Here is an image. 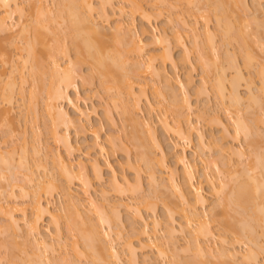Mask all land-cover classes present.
I'll use <instances>...</instances> for the list:
<instances>
[{"label": "bare ground", "instance_id": "6f19581e", "mask_svg": "<svg viewBox=\"0 0 264 264\" xmlns=\"http://www.w3.org/2000/svg\"><path fill=\"white\" fill-rule=\"evenodd\" d=\"M119 1L0 0V213L4 217V221L1 220L3 223L0 221V233L2 234L1 238L3 235L5 237L4 245L1 244L2 238L0 246L7 249L8 245L12 243L14 247L21 245L18 249L13 247L15 258L10 254L11 250L13 252V248H11L13 245L10 246L11 250L9 248L10 251H8L9 253L7 252L8 258L11 255L10 258L12 257L17 261L14 260V262L11 258V262H7L9 264H80L81 256H84V258L86 256V258L90 257L92 259V264H122L121 251L119 252L117 246L119 240L122 239V232L119 227L122 210L120 208H125L126 210L133 209L138 219L142 221L140 228L137 226L135 228L132 225L133 235L130 238L135 237L136 239L129 240V238L124 243L127 247L124 248H126V253H128V261L129 263L132 262L130 264L138 263L136 262V257L139 249L144 250L147 247H152V245L160 258L161 256L168 257V255L172 257L169 260L173 259V262L171 261L170 263L169 261L168 264H181L184 261L183 264H262L264 262H262L263 258L259 261L255 249L264 250L262 248L264 245H259L258 230H256V226L258 227L259 225L262 228L260 231L264 234V151L261 150L264 146L260 145L263 148L257 146L259 141L257 142L256 138L259 140H262V138H259L258 129L255 130L254 126L252 125V127L247 122L245 115H248V110L252 112L250 110L253 107L252 104H262L264 106V60L260 61V59L258 61L259 66H256L259 67V70L257 69L259 76H257L260 78L261 86L258 87V90L261 95L255 94L251 88V85L254 84L253 78H250L253 77V72H251L252 76L249 77L251 80L248 78L250 81H248L249 84L247 83L250 95H248L247 99L249 98L250 106L245 105L246 107L242 108L241 106L244 107L242 104H244L246 97L244 96L245 99L243 98L242 93L239 91L240 86H237L238 80L241 77L243 80L245 77L241 68L242 65H239V62V64H233L234 59L231 58V63L233 64L231 67H234L235 75H232L233 80L231 79V83H228L230 84L229 87L226 86L227 69H225L224 65H221L223 62L220 63L219 45L218 42H215L214 30L209 25L212 9L210 12L205 11V13H210L211 16L202 15V17L200 15L206 21L203 27H198L196 19L194 20L196 22L182 20L180 25L182 28L178 29L177 27L178 30L172 33L174 36L169 33L167 35V30H162L164 33L157 32L149 35L147 26H153L154 16L161 15L162 8L166 5L171 9L177 8V3L181 0H152L150 7L145 6L141 0ZM186 1H189V3L186 2L187 6L188 4L193 6V0ZM198 2H196L197 5L194 4L193 9L197 6L202 11L207 10L211 5L212 7L214 6L212 11L214 12V21H216L219 29L220 27L223 29L225 34L224 36L222 33L223 37H227L230 42L239 39L241 31L237 32L234 30V21L230 19L231 15L229 17V14H232L234 18L236 17L238 21L241 20L240 22L245 23L246 16L251 17L250 15L253 14V12L251 14L252 10H257L260 14L264 10L260 0L253 1L255 4L257 3L256 5L252 4L257 9H255L256 7L251 8L252 2L250 3L249 0H216V2L215 0H204L201 4L199 2L201 6ZM55 7L56 9H53ZM160 7L162 8L160 9ZM261 8L262 11H260ZM256 12L252 16L258 14ZM113 16H117L115 24L113 23L114 25L112 24L109 29H111V34L115 39L128 38L126 55L121 54L122 52L125 53L123 50L121 51L118 48L111 49L107 45L93 41L90 38L91 36H89L90 34L99 35L105 29L99 24L98 17L103 18L107 22L106 24H109ZM262 17L264 18L263 13ZM137 18L142 20L143 25L141 29L134 31L132 26L135 25V19ZM253 18L250 19L255 21L256 18ZM248 21L250 22V20ZM259 22L261 23L257 26L255 32L257 38L256 40L254 39V42L256 45H260L261 48L258 47L264 51V19L259 20ZM243 26L245 25L243 24ZM218 27L216 28L218 29ZM236 27L238 26L236 25ZM245 27L247 28V26ZM254 28L256 29V25ZM68 29L71 31L72 37L74 36L75 39L80 40L76 44L74 54L65 43L66 38L70 36L67 35L69 34ZM182 30L190 32L193 44L191 45L196 48L198 55L196 61L199 60L201 62L203 70L207 73L206 70L212 69L211 67L214 66L216 69L214 71H217L215 84H211L215 91L217 90L219 99L221 98L219 100L221 102L220 109L211 112L213 114H211L212 118L208 116L210 118L208 121L218 123L222 128V136L217 143L206 140L201 128L191 119L193 104L189 100L188 94L189 88L194 82L191 77V70L195 68V64L192 61L193 59H191L193 57L190 56L192 50L188 46L189 43H186ZM242 31L243 35H245L246 33L244 32L246 31ZM246 36L248 37V35ZM127 38H125V41H127ZM227 38L225 39L226 41ZM240 39L243 40V36ZM175 45L180 46L182 49L180 57L174 55ZM147 48L155 49L154 53L147 54ZM244 48L247 49L245 46ZM247 51L250 52L249 50ZM212 52L214 54L211 55ZM130 55H133L134 58L132 56V59ZM213 55L216 58L215 56L212 57ZM227 55L230 58L229 54ZM261 55L264 56V54ZM244 57L243 64L251 71V67H254L252 65L254 59L252 60L251 55L248 54ZM226 61L228 62V60ZM84 66L87 67L89 72L81 74V72L86 71ZM179 67L190 71L185 73L183 77L173 75L172 73L178 70ZM95 75L101 77V85L108 94V100L104 104L103 120L97 124H92L91 115L94 109L84 108L77 104L72 96V91L79 93L81 79V84L84 85L93 81ZM79 76L80 80H78ZM144 77L153 82L151 88L157 98L165 99L168 95L170 101L166 102H170L171 107L165 108V111L157 107V104L161 103L160 101L155 103L150 98L148 94L150 82L144 80ZM29 80H32L33 84L31 86L35 87V89L43 88L42 90H44L45 88L46 97L43 111H45L47 120L44 124L49 129L51 137L64 148L65 153L71 155L78 147V144H74L70 139L71 130L79 133H87L89 131L93 135L92 144L88 147L91 150L88 153V159H78L77 163H75L76 160L68 159L58 149L53 152L48 144L42 141L40 126L35 127L37 125L36 121L40 117V109L37 108V102L33 101L37 93L32 91L29 100L24 99L27 91L26 84ZM201 80L202 84L195 87L196 91L194 89L195 94L200 96L204 93L208 94L209 91L207 90L208 86L206 87L209 79L207 80L205 76ZM41 84L42 88L40 87ZM176 86L183 91V98H179L180 96L175 90V88H178ZM208 89L210 88L208 87ZM227 89L228 91H226ZM18 94H20L19 98H17ZM227 98L230 102L227 101ZM19 100H23L24 103L18 104L21 111L15 112V107H17L15 104ZM63 102L70 104L74 109V113H70L63 106ZM227 102L230 105H227ZM262 106L260 108L264 109ZM156 109L159 110V124L163 131L174 135L175 141L172 142V150L175 153V160L173 165L167 161L168 154L164 148V142L159 136L156 123L153 120L152 113ZM113 110L119 111L123 115L124 121L128 122L130 129L126 132L129 139V141L127 139V142H131L137 151L136 156L138 155V159L136 160L139 164L135 162L136 160L134 161L136 164H133L134 162L131 163L133 160L130 162L129 159L127 162L128 167L134 169L137 175L136 181L134 180L135 183L127 178L126 175L119 176L108 159L104 162L101 161V157L107 154L108 149L113 150L116 145L117 148L118 145L119 147L121 145L125 152H129V147L126 146L127 143L125 145H122L121 142L117 144V137L113 133L106 135L105 141L100 140L103 124L108 126L115 125L116 120ZM221 110L224 112L223 115H226V121L233 123L232 132L225 122L226 118H221L223 116L219 114ZM145 111H148V114L144 116ZM168 111H171L175 119H169ZM244 113L246 114L244 115ZM262 113L264 112L262 111ZM262 113L260 112V115ZM204 114L206 116L205 112H201L198 116L199 119H202ZM257 117L255 116L259 120V115ZM261 120L258 123H264V117ZM33 123L36 124L35 126L31 125L33 129L30 134L28 125ZM194 133L197 135L199 142V158L202 163L209 162L210 156H207V149L212 145H217V155H214V158L211 159V163L213 162L212 164L214 165L212 166L216 167L215 170L218 171L217 176L216 174L206 175V181L209 183L211 191H213L214 196L215 194L218 195L216 196L218 197L217 199L215 197L217 201L214 199L215 203H209L208 197L203 193L202 186L194 183L193 170L187 160L185 148L180 144V142L190 140L191 135ZM5 137L9 139L13 137V139L9 142V140H6L8 138L5 139ZM229 137L232 138V141H240L241 145V140L244 138L243 140L246 141L249 149L251 148L250 155L243 150V145L235 146V144H230L227 141ZM19 140L20 144L18 147L17 142ZM262 141H264V138ZM50 162L59 171V176L65 180L62 178L59 180L58 177H55L56 175H51L48 169ZM140 162L144 164V167H142ZM34 167L43 170L44 175H35ZM105 167L111 173V190L118 192L119 195L129 192L133 195L137 194V196L143 192L140 174L142 168H145L144 172H146L149 186L152 189V191L151 189L149 191L152 193L148 192L149 195L147 197L144 193L140 198L141 200L136 202V205L143 203L140 206L142 208V206L145 207L146 203V207L148 209L151 208L149 211L153 210L154 212L158 201L162 199L160 201H163L162 208L166 218L164 228H160L161 220L152 211V214L148 215L152 218L153 228H150L148 218L142 212V209L133 204L134 202L121 200L114 204L109 201L97 204L91 194V189L94 185V180L99 182L104 180L103 172ZM219 174H221V178L224 174L230 179L228 177V180L221 179L218 176ZM242 175L244 176L243 179ZM226 176L223 177L226 178ZM238 177L242 180L237 181V179L239 180ZM61 179L67 184L63 185L64 182ZM233 180L237 182H233ZM73 182H77L85 193L86 197H84V200L88 203L89 208L91 207L90 209H92V211L89 210L88 214L92 215L91 212L94 211L97 221L89 218L91 215H85V210L82 213L83 204L81 202L83 200L71 192V187L68 186ZM57 188L61 189L59 193L64 196L65 205L55 211L52 208L51 199L54 196L53 191L58 190ZM220 193L224 195L221 196ZM105 194L106 190L103 191V195ZM143 197L145 199H142ZM172 197H176V200ZM153 199L157 200V204ZM147 208H145L146 211H148ZM63 211L67 215H65L67 218L64 217L67 220V226L70 227L68 229L75 230L77 237L79 236L83 242V248H81L75 235V240L71 243L75 256L71 260L66 256L68 254L65 255L60 251V248H64L66 244L65 236H63L61 230L63 217L61 214H63ZM214 211H222L220 213L225 216H222L221 225H224L222 227L224 232L232 234V242L226 239V234L225 236L224 234L220 235L222 237L215 234L210 226L211 220L209 219L211 217L209 214L211 215ZM223 220L225 224L222 223ZM180 232H186L190 237L189 239H191L187 240L189 243L186 241L188 243L186 244L188 246L192 244L195 254L193 255V258L195 257L193 261L190 258L187 259L188 257L185 258L187 261L182 260L183 258L180 260L178 256L180 247L177 248L176 240L173 237ZM259 234L261 235V233ZM217 236L221 238L219 239L221 240V245H219L220 247L215 246V248L211 246L209 241L212 239L214 241ZM246 237L249 242L244 240L245 249L239 248L236 244L242 243V240L246 239ZM18 238H21V240ZM8 239L10 241H8L9 243L6 246ZM188 246L185 248L191 252V246L189 248ZM181 249L183 250V248ZM17 251L19 253L21 251L20 255L15 254ZM171 251L173 256L168 254V252L172 253ZM4 253L6 254V251ZM22 253H25V256ZM1 255L3 254H0V257ZM175 256H178L179 259L177 257L173 258ZM2 257V259L7 258L5 256Z\"/></svg>", "mask_w": 264, "mask_h": 264}, {"label": "rangeland", "instance_id": "374dc122", "mask_svg": "<svg viewBox=\"0 0 264 264\" xmlns=\"http://www.w3.org/2000/svg\"><path fill=\"white\" fill-rule=\"evenodd\" d=\"M21 1H26V0H21ZM117 2L119 1V0H116ZM199 1V0H198ZM197 0H193V6H194V4H196L197 5V3L196 2H198ZM219 1V0H218ZM250 1V3H251V5L253 4H255L253 1L254 0H249ZM259 1V0H258ZM120 2V1H119ZM141 2L145 5V6H147V7H150L151 5H152V0H141ZM174 2V1H173ZM186 2H188L189 3V1H186V0H181L180 2H178L177 3V8H168V6L166 5V6H164V7H167V8H164L163 6V8L162 7H160V9L162 8V10L163 11H161L162 13H161V15H159V16H154V18H153V26H150V25H148L147 26V29H148V34L149 35H153L154 33H157V32H160V33H164V32H162V30H167V35H173L172 33H174L175 32V30H178V29H181L182 27L180 26L181 25V23H182V20H187L188 22H198V24L197 25H199L198 27H203L204 25H205V18H202L204 15H206V16H211L212 15V17L210 18V22H209V25H210V27H212L211 29H213L214 30V33H215V35H214V40H215V42L217 43L218 42V45H219V54H220V56H221V61H220V63H222L221 65H224V67H225V69H227V71H226V81H225V83H226V86H228L229 87V85L230 84H228L229 82L231 83V81L233 80L232 79V75H235V71H234V67L232 68L231 67V65L233 66V64L235 63H238L239 65H242L241 66V68H242V70H243V73H244V75H245V77H244V75H243V80H242V77L238 80V82H237V86H240L239 87V91L242 93L241 95H243V98L245 99V97H246V99H247V97H249L250 95H249V91H248V87H247V85L249 84L248 83V81H250L252 78H253V80H254V84L253 85H251V88H252V90H253V92H255V94H257L258 93V95L261 93L259 90H258V87H260L261 85H260V78L258 77L259 76V74H258V70H259V67H256L257 65H258V61L260 60V61H263L264 60V56L263 55H261V54H264V53H262V52H264V51H262L260 48V45H256L255 44V40H256V34H255V32H256V30H257V26L259 25V23H261V22H259V20H263L264 18L262 17V13L264 14V10H263V12L260 14L259 13V11H255V10H252L251 11V14H252V12H253V14L252 15H254V13L256 12V13H258V14H256V15H258V16H252V15H250L251 17H248V16H246V22L245 23H243V22H240V21H238L237 19H236V17L234 18V16H232V14H229V17H230V15H231V17H230V19L231 20H233L234 21V30L235 31H237V32H240L241 31V33H240V35L241 36H243V40L242 39H240V37H239V39H236V40H238L237 42H236V40L234 41H232V42H230L229 40H228V38L227 37H223V34H224V31H223V29H221V27H220V29H219V27L217 26V24H216V21H214V19H215V17L213 16L214 14V12H212L213 11V7H212V5L207 9V10H202L201 11V9H198V7L197 6H195L196 8H192L193 6H192V4H190L191 5V7H190V5L188 4V6H187V4H186ZM200 2V4L202 3V2H204V0H200L199 1ZM199 2H198V4H199ZM215 2H216V0H215ZM264 0H260V3H262L261 4V6H262V8L264 9ZM199 4V5H200ZM257 4V3H256ZM255 4V5H256ZM51 5V4H50ZM252 5V9L253 8H255L256 6H253ZM51 6H54V5H51ZM56 6V5H55ZM201 6V5H200ZM199 6V7H200ZM258 6V5H257ZM190 7V8H189ZM259 7V6H258ZM201 8V7H200ZM262 8L260 9V11H262ZM53 9H56V7L55 8H53ZM187 9V10H186ZM189 9V10H188ZM210 9V10H209ZM211 9H212V11H211ZM255 9H257V7L255 8ZM183 10V11H182ZM197 10H199V12H197ZM203 11H204V13H203ZM205 11H211L210 13H211V15H210V13H208V12H206L205 13ZM255 11V12H254ZM209 15H208V14ZM202 17H201V16ZM261 15V16H260ZM117 16H113V17H111V21L109 22V24H106L107 22L102 18H100V17H98V22H99V24L101 25V27L103 26V27H105V29L103 30V28H102V33H100L99 35H92V34H90L89 36H91L90 38L91 39H93V41H95V42H97V43H102V44H104V45H107V46H109L111 49H114V48H118V49H121V51L123 50L125 53H121V51H119V53H121L122 55L123 54H127V51H128V38L127 37H125V38H127L126 40L127 41H125V38H123L124 39V41H123V39H121L120 38V40L119 39H115V38H113V36H112V34H111V29H109V27L111 28V26H112V24L114 23L115 24V18H116ZM253 17H255L256 19H255V21L253 20L254 18ZM262 17V18H261ZM172 19V20H170V19ZM234 18V19H233ZM247 18H248V20H250V22L247 20ZM250 18H253L252 20L250 19ZM196 19V21H194ZM212 19V20H211ZM169 20V21H168ZM258 20V21H257ZM170 21H172L171 23H170ZM241 24H240V23ZM255 24H254V23ZM233 23V22H232ZM113 24V25H114ZM243 24L245 25V26H247V28L245 27V26H243ZM252 26H251V25ZM142 25H143V23H142V20L140 19V18H137V19H135V25H133L132 26V29L135 31V30H139V29H141L142 28ZM236 25L238 26V27H236ZM250 25V26H249ZM255 25H256V29L254 28L255 27ZM154 26H155V28H154ZM240 26H242L243 27V29H242V27L240 28ZM177 27H178V29H177ZM181 27V28H180ZM216 27H218V29L216 28ZM249 27V28H248ZM251 27V28H250ZM174 28H176V29H174ZM236 28H237V30H236ZM241 29V30H240ZM253 29H254V31H253ZM71 30V29H70ZM132 30V31H133ZM202 30V29H201ZM223 31V32H219V31ZM242 30H244V31H246V32H244V33H246L245 35H243V31ZM216 31V32H215ZM249 31V32H248ZM68 32H69V34H67V35H70V36H68L67 37V35H66V40H65V43H66V45H67V47H69L70 48V50L72 51V53L74 54V49H75V47H76V44L80 41L79 39H75L74 38V36L72 37L71 36V31H69V29H68ZM91 32V31H90ZM104 32V33H103ZM202 32H203V30H202ZM252 32V33H251ZM91 33H93V32H91ZM169 33V34H168ZM182 33H183V36H184V38H185V41H186V43L188 44L189 43V47H190V49L192 50L191 51V54H190V56L191 57H193V58H191V59H193L192 61L194 62V64H195V68H193L192 70H191V77L193 78V84H191V86H190V88H189V94H188V98H189V100L192 102V104H193V112H192V114H191V119L193 120V122L195 123V124H198L197 126H199V128H201V130L203 131V133L205 134V136H206V140H211V141H214V142H218L220 139H221V136H222V128H221V126L218 124V123H214V122H210V120L208 121V119H210L208 116H212L213 114L211 113V112H213L214 110L216 111V109H220L219 108V106H220V103L221 102H219V100H221V98L219 99V95H218V93H217V90L215 91V89L212 87L213 85V83L215 84V78H216V76H215V74L217 73V71H214V70H216L215 68H214V66H212L211 68L212 69H210L209 68V70H206L207 71V73L203 70V66H202V64H201V62L199 61V60H197L196 61V59H198V55H197V51L195 50L196 48L193 46L192 47V39H191V37H190V32L189 31H184V30H182ZM223 33V34H222ZM237 34H239V33H237ZM253 34V35H252ZM222 35V36H221ZM246 35H248V37L246 36ZM254 35H255V38H254ZM92 36H93V38H92ZM174 36V35H173ZM173 36H170V37H173ZM224 36H225V34H224ZM239 36V35H238ZM223 37V38H222ZM183 38V39H184ZM227 38V41L225 40ZM244 39H245V42H244ZM255 39V40H254ZM116 40V41H115ZM223 40V41H222ZM225 40V41H224ZM74 41V42H73ZM120 41V42H119ZM240 41V42H239ZM242 41V42H241ZM247 41V42H246ZM73 42V43H72ZM122 42V43H121ZM226 42V43H225ZM257 42H258V39H257ZM256 42V43H257ZM227 43H228V45H227ZM230 43V44H229ZM245 43H247V44H245ZM192 44V45H191ZM223 44V45H222ZM241 44V45H240ZM258 44H259V42H258ZM221 46V47H220ZM247 47V49H243V47ZM260 48H259V47ZM125 47H126V49H125ZM192 48H194V49H192ZM228 48V49H227ZM125 49V50H124ZM226 49H227V52H228V50H229V52L227 53L226 52ZM243 49V50H242ZM117 50V49H116ZM127 50V51H126ZM247 50H249L250 52H251V54H250V52H248ZM118 51V50H117ZM148 51V52H147ZM147 51H146V53L148 54V53H151V54H153L154 53V51H155V49H153V48H147ZM243 51V52H242ZM246 52V54H245V52ZM214 52V51H213ZM211 53V55L212 54H214V53ZM182 54V49H181V47L180 46H174V55L176 56V57H180V55ZM227 54H229V56H230V58L229 57H227L228 55ZM247 54L248 55H251V58H252V65H254V67L252 68L251 67V71H249V69H247L245 66H244V56L246 55L247 56ZM261 56H260V55ZM224 55V56H223ZM226 55V56H225ZM234 55V56H233ZM236 55V56H235ZM131 56V58H132V56L133 55H130ZM215 55H213L212 57H214ZM228 59H227V58ZM255 57V58H254ZM133 58H134V56H133ZM132 58V59H133ZM215 58H216V56H215ZM223 58H224V60H223ZM231 58H233L234 59V61H235V58H237L236 59V61L234 62H232L231 61ZM136 59V58H135ZM229 59H230V61H229ZM223 60V61H222ZM226 60H228V62H230V64H228L227 65V61ZM133 61V60H132ZM233 64H232V63ZM257 62V63H256ZM264 62V61H263ZM227 66H226V65ZM220 65V66H221ZM230 65V66H229ZM259 66V65H258ZM214 68V69H213ZM86 69V71L85 72H81V74H83V73H88L89 71H87V67H85L84 66V70ZM258 69V70H257ZM190 70H188V69H186V68H183V67H179L178 68V70H176L175 72H173L172 74L173 75H180L181 77H183L184 75H185V73H187V72H189ZM248 71V72H247ZM251 72H253L252 74H253V77H250V76H252L251 75ZM257 73V74H256ZM249 75V76H248ZM258 75V76H257ZM206 76V78H207V80H208V84H206V87L208 86L210 89H208V87H207V90H209L208 91V94L207 93H204L203 95H198V94H195V91H196V89H195V87L197 86L198 87V85L199 84H202L201 83V79H202V77H205ZM215 76V77H214ZM229 76V77H228ZM235 77V76H234ZM251 79H250V78ZM80 78V76L78 77V80H80L79 79ZM213 78H214V80H213ZM246 78H247V80H246ZM248 78L250 79V80H248ZM229 79V80H228ZM232 79V80H231ZM144 80H148V82H150V80L148 79V78H146V77H144ZM213 80V81H212ZM81 81H82V79H81ZM80 81V88H79V93H75V92H73L72 91V96H73V98H74V100H75V102L77 103V104H79L80 106H82V107H84V108H93L94 109V112L92 113V115H91V123L92 124H97L99 121H102L103 120V118H102V116H103V109H104V104H105V102H107V100H108V94H107V92L104 90V88H103V86L101 85V77L100 76H98V75H95V77H94V79H93V81H91L90 83H86V84H84V85H82L81 82ZM241 81V82H240ZM47 82V81H46ZM240 82V83H239ZM212 83V84H211ZM248 83V84H247ZM33 84V82H32V80H29L28 82H27V84H26V88H27V91H26V93H25V97H24V99H27V100H29V98H30V96L32 95V91L34 92L35 91V93H37L36 94V98H35V100H33L34 102L36 101L37 102V108H39L40 109V117L38 118L39 120H37L36 121V123H37V125L35 126V124L33 123V124H29L28 126H29V129H28V131H29V133L30 132H32V129H33V126H31V125H34L35 127H38V126H40V129H41V137H42V141H44L45 143H47L48 144V146L50 147V150H53V152H54V150H56V149H58V150H60L68 159H74V160H76V162L75 163H77V160L78 159H84V160H86V159H88L89 158V156H88V153L91 151L88 147L92 144V141H93V135L88 131L87 133H79V132H76V131H74V130H71L70 131V139L72 140V142L74 143V144H78V147L74 150V152H73V154H67V153H65V150H64V148L60 145V144H58V142H56L52 137H51V133L49 132V129L47 128V126L44 124L45 123V121L47 120V117H46V115H45V111H43L44 110V101H45V97H46V91H45V88H44V90H42L43 88H42V84H41V88L42 89H38V88H36L35 89V87H33V86H31ZM153 84V82L151 81L150 82V84L148 85L149 87H148V94L150 95V98L152 99V101H154L155 103H159V101H160V103L161 104H157V107L158 108H161V110H163V111H165L166 109L165 108H169V106H170V102H166V101H170L169 100V98H168V95H167V98L165 97V99L164 98H157L154 94H153V90H152V88H151V85ZM39 86V85H38ZM200 86V85H199ZM211 86V87H210ZM176 87H178V86H176ZM253 87H255V88H253ZM257 87V88H256ZM180 87H178V88H175V90H176V92H177V94H179L178 96H180L179 98H183V95H184V93H182L183 91L182 90H180L179 89ZM194 89H195V91H194ZM213 89V90H212ZM229 89V88H228ZM228 89L226 90V91H228ZM255 89H257V90H255ZM179 92V93H178ZM207 94V95H206ZM228 94V93H227ZM198 95V96H197ZM249 95V96H248ZM261 95V94H260ZM200 96V97H199ZM245 96V97H244ZM20 97V94H18L17 95V98H19ZM185 97V96H184ZM228 99V98H227ZM244 100V104H242V105H244V107L243 106H241L242 108H245L246 106H248L249 105V98L247 99V100ZM163 100H165V101H163ZM162 101V102H161ZM227 101H229V99L227 100ZM230 102V101H229ZM229 102H227V105H230V103ZM21 103H24V101L23 100H19L16 104H15V106H17V107H15V109L16 110H14L15 112H20L21 111V108H19L18 107V104H21ZM163 103V104H162ZM246 105V106H245ZM253 105V107L255 108L256 106H257V108H255V109H257V110H255L253 107L250 109V110H252V112L251 111H249L248 110V115L246 114V113H244V115H245V118H246V120H248L247 122L248 123H250V125L252 126H254V129L255 130H257V132H259V138L261 137L262 138V140H263V138H264V123H262V122H259L258 123V121L259 120H261V119H263V117H264V113H262V111L264 112V109H262V108H260L261 106H262V104L260 105H254V104H252ZM251 105V106H252ZM63 106L70 112V113H74V109L72 108V106L70 105V104H68L67 102L65 103V102H63ZM250 106V105H249ZM259 106V107H258ZM171 107V106H170ZM263 108H264V106H262ZM18 108V109H17ZM157 108V109H158ZM259 108V109H258ZM154 110L153 111V113H152V115H153V120L155 121V123H156V126H157V131H158V134H159V136L162 138V140H163V142H164V148H165V150H166V152H167V154H168V156H167V161L171 164L172 163V165L174 164V160H175V158H174V150H172V142L173 141H175L174 140V135H171V134H168V133H165L164 131H163V129L161 128V126H160V124H159V119H160V116H159V110ZM165 109V110H164ZM253 109H254V111H253ZM261 109V110H260ZM20 110V111H19ZM244 111H246V109H244ZM243 111V112H244ZM256 111V113H254ZM201 112H205L206 113V116H205V114L203 115V117H202V119L200 120L199 119V114H201ZM249 112H251L250 114H249ZM258 112V113H257ZM260 112L262 113L261 115H260ZM223 113L224 112H222V110L221 111H219V114H221V115H223ZM254 113V114H253ZM113 114H114V118H115V120H116V122H115V125L114 126H108L107 124H103V128H102V130H101V137H100V140H102V141H105L106 140V135H108V134H114L116 137H117V144H119V142H121L122 143V145L124 144H126L127 143V147H129L128 149V153L127 152H125L123 149H122V147H121V145H120V147H119V145H118V148H117V145H116V147L114 146V148H116L115 150H114V148H113V150L112 149H108V151H107V154H105V156H102L101 157V161L102 162H104L106 159H108L110 162H111V164L113 165V167H114V169L116 170V172H117V174L119 175V176H122V175H126L127 176V178H129L131 181H133L134 182V180L136 181V174H135V171H134V169H132V168H129L128 167V165H127V162H128V159L130 160V162H131V160H133L131 163H133L136 159H138V155L136 156V154H137V151H136V149H135V147H134V145L131 143V142H127V134H126V132L128 131V129H130L129 128V126H128V122L126 123L125 121H124V117H123V115L122 114H120L119 113V111H116V110H113ZM148 114V111H145V114H144V116L145 115H147ZM168 116H169V119L170 120H173V119H175L174 117L175 116H173V114L171 113V111H168ZM210 114V115H209ZM212 114V115H211ZM255 114H257V115H255ZM220 115V116H221ZM225 115V114H224ZM222 116L221 118L222 119H224V118H226V115L225 116ZM259 115V120H257L256 118H255V116L257 117ZM205 116V117H204ZM253 116V117H252ZM207 117V118H206ZM248 117H251V118H249L248 119ZM212 118V117H211ZM253 118V119H252ZM258 118V117H257ZM207 119V120H206ZM250 119H251V121H250ZM255 119V120H254ZM199 120V121H198ZM227 120V118L225 119V122L228 124V126H229V130L232 132L233 131V128H234V126L232 125L233 123L230 121H226ZM255 121V122H254ZM262 121V120H261ZM198 122V123H197ZM264 122V121H263ZM47 123V122H46ZM49 123V122H48ZM31 126V127H30ZM252 126V127H253ZM127 129V130H126ZM31 134V133H30ZM50 134V135H49ZM258 136V135H257ZM6 138H8V137H5V139ZM12 139H13V137H12ZM12 139H6V140H9V142L10 141H12ZM244 139V138H243ZM241 140L242 141V145H243V150L244 151H246V153H248L249 154V152L251 153V151H250V149H249V147L247 146L248 144L246 143V141H244V140ZM257 139V142L259 141H262V140H259L258 138H256ZM128 141H129V139H128ZM226 141V140H225ZM227 141L228 142H230V144L232 143V144H235V146H240L241 145V142L240 141H232V138H230L229 137V140L227 139ZM259 142H258V147H260V148H263V147H261V146H264V141H262V143L261 144H259ZM18 143V147H19V144H20V140L17 142ZM129 143V144H128ZM132 144V145H131ZM180 144L185 148V154H186V157H187V160H188V162H189V164L191 165V168H192V170H193V173H194V183L195 184H200L201 186H202V188H203V193L208 197V199H209V203H211V202H214L215 203V201H214V199H215V197L216 196H218V195H216L215 194V196H214V193H213V191H211L212 189L210 188V185H209V183H207V181H206V175H209V174H211V175H215L216 174V176H217V173H218V171L217 170H215L216 169V167H213L214 165L211 163V159H213L214 158V155H217V145H212L210 148H211V150H210V148H208L207 149V151H206V153H207V156L209 157L210 156V158L208 159L209 160V162L208 163H202V161H201V159L199 158V155H200V151H199V142H198V139H197V135L194 133V134H192L191 135V137H190V140H188V141H186V142H180ZM240 144V145H239ZM241 145V146H242ZM261 145V146H260ZM125 147V146H124ZM249 149V150H248ZM261 150H263L264 151V148L263 149H261ZM198 151H199V153H198ZM31 154H33V153H31ZM247 154V155H248ZM250 155V154H249ZM32 156V155H31ZM51 156V155H50ZM216 158H217V156H215ZM30 159H32V157H30ZM136 163H138L137 162V160L135 161ZM133 163V164H136V163ZM211 163V164H210ZM139 164V163H138ZM140 164L142 165V167H144V164L142 163V162H140ZM207 164V165H206ZM209 164V165H208ZM213 165V166H212ZM53 166V167H52ZM48 169H49V171L51 172V175H53V176H55V177H58V179L60 180V178H62V179H64L63 177H61V176H59L60 174H59V171L57 170V168L55 167V165H53L51 162H50V164H48ZM145 168H142V171H141V181H142V193H140L139 194V196H137V194L135 195H133V194H130L129 192L128 193H125L124 195H119L118 194V192H116V191H113V190H111L112 188H111V186H110V178H111V173H110V170H108L106 167L104 168V180L102 181V182H99V181H97V180H94V185H93V187H92V189H91V194H92V196L94 197V199L96 200V202H97V204H102L103 202L104 203H107V201H109L111 204H114L115 202H119V201H121V200H124V201H128V202H130L131 201V203H133V204H135L136 205V202L138 201H140L141 199V197H142V195H144V193H145V195H146V197L149 195V193L148 192H151L152 191V189H151V187L149 186L150 184L148 183L149 181V179H148V177H147V175L145 174L146 172H144L145 170H144ZM79 170V169H78ZM34 171H35V175H37V176H39V175H44V171L43 170H40V169H37L36 167H34ZM217 171V172H216ZM49 172V173H50ZM91 172V171H90ZM58 173V174H57ZM221 174H219L218 176L221 178V176H220ZM223 176L225 177L226 175H224L223 174ZM222 176V178L224 179V180H228V176H226V178H224ZM179 177V176H178ZM228 177V178H227ZM241 177V176H240ZM180 178V177H179ZM221 178V179H222ZM239 178V177H238ZM244 178V176L242 175V179ZM61 179V180H62ZM230 179V178H229ZM242 179H240L239 178V180L237 179V181H240V180H242ZM65 180V179H64ZM63 181V180H62ZM235 180H233V182H234ZM237 181H235V182H237ZM64 182V184L63 185H65V184H67V183H65V181H63ZM218 182V181H217ZM62 183V182H61ZM135 183V182H134ZM69 184V183H68ZM67 186V185H66ZM68 186H70L71 187V192H73L77 197H79V198H81L82 200V206H83V208H81L82 210H83V212L82 213H84V210H85V215H87L88 213H89V210H91L92 211V209H90L89 208V205H88V203L84 200V197H86L85 196V193L83 192V190L79 187V184L77 183V182H73L72 184L70 183ZM69 187V188H70ZM58 189V188H57ZM149 189H151V191H149ZM60 190V191H59ZM104 190H106V194L105 195H103V191ZM145 191V192H144ZM54 193V196H53V198L51 199V202H52V208L53 209H55V211H56V209H59L61 206H63V205H65V201H64V196H61V193H59V192H61V189H58V190H56V191H53ZM152 193V192H151ZM150 193V194H151ZM221 194V193H220ZM133 195V196H132ZM153 195V194H152ZM224 194H221V196H223ZM136 196V197H135ZM163 196V195H162ZM161 197V196H160ZM137 198V199H136ZM161 198H163V197H161ZM173 198V197H172ZM218 197H216V199H217ZM142 199H145V197H143ZM173 199H175L176 200V197H174ZM215 199V200H216ZM154 200V199H153ZM158 200H159V198H158ZM160 200H162V199H160ZM158 201V204H157V200L155 199L154 201L156 202V209H155V207H154V209L156 210V211H154L153 212V210H151L154 214H155V216H158L159 217V219L161 220V226H160V228H164L165 227V224H166V218H165V215H164V209L162 208L163 207V201L161 202V201ZM178 200V199H177ZM213 200V201H212ZM144 201V200H143ZM217 201V200H216ZM153 202V201H152ZM178 203V202H177ZM138 204V203H137ZM143 203H141V204H139V205H136V206H138L140 209H142V212L145 214V216L148 218V221L150 222V228H153V225H152V218L151 217H149L148 215L149 214H152V212L151 211H149L150 209H148L147 207H146V203H145V207L144 206H142V208L140 207L141 205H142ZM162 204V205H161ZM135 207V206H134ZM63 208V207H62ZM145 208H147V210L148 211H146L145 210ZM210 208V207H209ZM122 209V210H121ZM108 210H109V207H108ZM111 210V209H110ZM120 210H121V224L119 223V221L117 222L118 223V225L120 224V230H121V232H122V239L121 240H119V243H118V246H117V248L119 249V252H120V254H121V258L123 259L122 260V264H130V263H132V262H130L129 263V261H128V253H126L127 252V250H126V245L124 244L132 235H133V227H132V225L133 226H135V228H136V226L138 227V228H140L141 226H142V221H140L139 219H138V217L136 216V214L134 213V211H133V209L132 210H126L125 208L123 209V208H120ZM220 210V209H219ZM219 210H217V211H219ZM90 211V212H91ZM215 212L214 211V213L216 214H214L213 212L211 213V215L209 214V216L211 217H209L210 219L209 220H211V223H210V226L212 227V229H213V231L215 232V234H217V235H223L224 234V236H225V234H226V239L227 240H231L230 242H232L233 240H232V234L230 233V232H224V229L222 228V227H224V225L222 224L221 225V220L223 219V217L222 216H224V215H222L223 213H220V212H222V211H220V212ZM62 212V211H61ZM110 212V211H109ZM150 212V213H149ZM156 212V213H155ZM59 213V212H58ZM92 213V215L91 214H88V216H90L89 218H91L92 220H96L97 221V219H96V215H95V212L93 211V212H91ZM220 213V214H219ZM1 214V213H0ZM64 214V215H63ZM63 214H61L63 217H62V221H61V227H62V233H63V236H65L64 238H65V246H64V248H60L61 250V252L63 253V254H68V255H66L67 257H69V260H71L72 259V257H74L75 255L73 254L74 252L72 251L73 250V248H72V246H71V243L73 242V240H75V235H76V231L75 230H71V229H68V227L69 226H67L68 225V223H67V220H66V213H64V211H63ZM135 214V215H134ZM218 214V215H217ZM224 214H226V213H224ZM66 215V216H65ZM84 215V216H85ZM215 215V216H214ZM221 215V216H220ZM3 215L1 214L0 215V221L1 220H3V218L4 217H2ZM66 218H65V217ZM2 217V218H1ZM86 217V216H85ZM178 217V216H177ZM222 217V218H221ZM225 217V216H224ZM94 218V219H93ZM225 220V219H224ZM223 220V222L222 223H224L225 224V221ZM4 221V220H3ZM3 221H1L2 223H3ZM0 222V223H1ZM98 223V222H97ZM70 228V227H69ZM53 229V228H52ZM226 229V228H225ZM158 230H159V227H158ZM256 230H258L257 231V237L259 236V239H258V242H259V245L261 246V245H264V234H262V231H260V230H262V228L258 225V227L256 226ZM72 231V232H71ZM75 231V232H74ZM228 231V230H227ZM53 232H54V230H53ZM223 232V233H222ZM188 233V232H187ZM230 233V234H229ZM259 233H261V235L259 234ZM189 234V233H188ZM1 233H0V241H1V239L3 238V241H1L2 243L1 244H3L4 242H5V240H4V235L2 236V238H1ZM67 237V238H66ZM74 237V238H73ZM76 237H77V235H76ZM114 237H115V235H114ZM220 237H222V236H220ZM218 238V236L216 237V239L213 241V239L211 240V241H209L210 242V244H211V246H213V247H220L219 245H221L220 243V241L221 240H219V239H221V238ZM224 237V238H225ZM232 237V238H231ZM174 238V240H176V245H177V248H183V250L181 251L180 250V248L178 249L179 250V254H178V256L180 257V260L182 259V260H186L187 261V259H191L192 261L194 260V258H193V255H195L194 254V252H193V248H192V244H190L189 246L187 245L189 242L187 241V240H191V239H189L190 237H189V235H187L186 234V232H184V233H177L176 234V236L175 237H173ZM19 239V238H18ZM24 239V238H23ZM135 240L136 238L135 237H133V238H130L129 240ZM19 240H21V238L19 239ZM18 240V241H19ZM76 240H79L78 242H79V244H80V247L81 248H83V242L81 241V238H79V236L77 237V239ZM125 240V241H124ZM247 242H249V240H247V237H246V239L244 238L243 240H242V243H238V244H236V245H238V247L239 248H244L245 249V246H244V243H245V241ZM8 241H10L9 239L6 241V246L8 245ZM121 241V242H120ZM188 243H187V242ZM262 243H261V242ZM20 242V241H19ZM208 242V243H209ZM213 242V243H212ZM12 243V242H11ZM21 243V242H20ZM54 243H55V241H54ZM187 243V244H186ZM261 243V244H260ZM0 244V245H1ZM15 244V243H14ZM215 244V245H214ZM242 244V245H241ZM4 245V244H3ZM11 245H13V243L11 244ZM11 245H8V247H7V249H4L3 247L1 248V246H0V254H3V255H1V257L2 256H5V257H7V258H5V259H2L1 257H0V264H7L8 262L7 261H10L11 262V258L13 257V258H15V256H14V248H20L21 247V245L18 247V245H17V247H14V245L13 246H11ZM15 245V246H16ZM10 246H11V248H13V252H12V250H11V248H10ZM186 246H188V248L190 247L191 249V252L190 251H188V250H186ZM258 246V245H257ZM124 247H126V248H124ZM215 247V248H216ZM9 248H10V250H11V252H10V254H12V257L10 258V256L11 255H9V258H8V251H10L9 250ZM254 248H256V247H254ZM262 248H264V246H262ZM16 249V250H17ZM20 250V249H19ZM66 250V251H65ZM256 250V252H257V255H258V257H259V261H261L262 260V258H263V260H262V262L264 261V250L263 249H255ZM263 250V251H262ZM6 251V254L4 253ZM64 251V252H63ZM68 251V252H67ZM259 251V252H258ZM261 251V252H260ZM2 252V253H1ZM8 252V253H7ZM123 252H125L126 253V255H125V253H123ZM172 252V251H171ZM178 252V251H177ZM181 252V253H180ZM20 253H21V251H20ZM20 253L17 251L15 254H19L20 255ZM5 254V255H4ZM23 254V256H25L24 254L25 253H22ZM73 254V255H72ZM123 254V255H122ZM158 254V252L156 251V249H154L153 248V245H152V247H147V248H145L144 250H138V253H137V261L136 262H138V263H135V264H166V262H167V264L169 263V261H170V263H171V261L173 260H169L170 258H172L170 255H168V257H164V256H161V258H160V256H159V254ZM168 254H171L172 256H173V252L172 253H169L168 252ZM260 254V255H259ZM191 255H192V258H191ZM70 256H71V258H70ZM127 256V257H126ZM178 256H175V257H173V258H176L177 257V259H179V257ZM19 257V256H18ZM18 257H16L17 259H18ZM83 257V258H82ZM188 257V258H187ZM12 258V259H13ZM80 258V257H79ZM89 258V259H88ZM88 258H86V256H85V258H84V256H81V259L79 260V262H80V264H82V262H83V264H92L91 262H92V259H90V257H88ZM163 258H165V259H163ZM185 258H187V259H185ZM9 259V260H8ZM75 259V258H74ZM73 259V260H74ZM85 259H87V260H85ZM126 259H127V261H126ZM163 259V260H162ZM168 259V260H167ZM197 259V258H196ZM261 259V260H260ZM17 261L16 259H13V261ZM19 260V259H18ZM56 260V259H55ZM54 260V261H55ZM174 260H176V259H174ZM216 260V259H215ZM218 260V259H217ZM5 261V262H4ZM14 261V262H15ZM162 261H163V263H162ZM190 261V260H189ZM78 262V263H79ZM173 262V261H172ZM185 262V261H184ZM183 262V263H184ZM183 263H181V264H183ZM218 263V262H217ZM9 264V263H8ZM180 264V263H179ZM262 264H264V262L262 263Z\"/></svg>", "mask_w": 264, "mask_h": 264}]
</instances>
